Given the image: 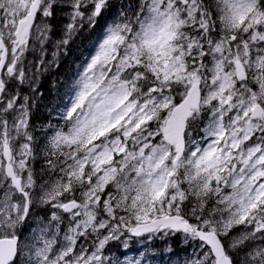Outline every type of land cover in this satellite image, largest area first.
I'll return each mask as SVG.
<instances>
[{"label": "snow or ice", "instance_id": "snow-or-ice-1", "mask_svg": "<svg viewBox=\"0 0 264 264\" xmlns=\"http://www.w3.org/2000/svg\"><path fill=\"white\" fill-rule=\"evenodd\" d=\"M157 255L264 264V0H0V264Z\"/></svg>", "mask_w": 264, "mask_h": 264}, {"label": "trees", "instance_id": "trees-1", "mask_svg": "<svg viewBox=\"0 0 264 264\" xmlns=\"http://www.w3.org/2000/svg\"><path fill=\"white\" fill-rule=\"evenodd\" d=\"M90 44L91 41L87 37L77 40L76 44L73 46L72 53L63 60L58 70L61 78L67 79L73 73V71H75V65L78 64L80 62V59L82 58L80 55L81 52H84L86 54L90 48ZM43 90L51 106L52 103H55L57 95V90L52 86L51 77L45 80L43 84ZM46 117L47 111L42 109L38 114V122L45 120ZM176 255H183L182 248L181 246H179L178 242L176 244ZM176 255L171 257V264L177 263ZM154 262H156L157 264H169V256L164 255L163 258H161L159 255H157Z\"/></svg>", "mask_w": 264, "mask_h": 264}]
</instances>
